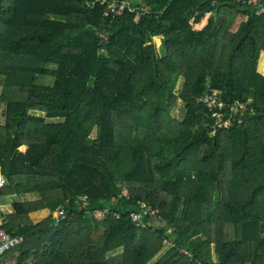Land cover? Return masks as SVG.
Returning a JSON list of instances; mask_svg holds the SVG:
<instances>
[{"label": "trees", "instance_id": "trees-1", "mask_svg": "<svg viewBox=\"0 0 264 264\" xmlns=\"http://www.w3.org/2000/svg\"><path fill=\"white\" fill-rule=\"evenodd\" d=\"M261 6L0 0V223L23 238L0 264H264ZM209 92L248 104L243 123L217 124ZM141 202L158 216L136 228Z\"/></svg>", "mask_w": 264, "mask_h": 264}, {"label": "built area", "instance_id": "built-area-1", "mask_svg": "<svg viewBox=\"0 0 264 264\" xmlns=\"http://www.w3.org/2000/svg\"><path fill=\"white\" fill-rule=\"evenodd\" d=\"M129 0H97L101 5H106L108 9V14L113 16H119L123 13L125 9H130L128 4ZM249 5L256 6L259 5L260 0H247ZM264 14V7L261 6L257 12V16ZM201 103L209 111L211 117L220 126L227 128L232 123L238 121L239 124L243 123L244 114L247 111L248 104L243 103L239 100H235L231 103H226L223 101L217 92H209L205 94L200 100ZM6 185V180L0 172V192L4 189ZM89 198L87 195L79 197L77 204L80 209H85L88 206ZM96 216L101 218L103 212L97 211ZM114 216L119 218L118 213H114ZM158 216V210L153 209L148 204L141 202L138 205L137 210L132 211L129 214V219L134 224L136 228L144 226V220L146 218H156ZM56 223L65 218V212L63 209L58 210L54 214ZM23 242L22 237L13 236L8 231H6L0 223V257L5 253L18 246ZM166 243V241H164Z\"/></svg>", "mask_w": 264, "mask_h": 264}, {"label": "rangeland", "instance_id": "rangeland-1", "mask_svg": "<svg viewBox=\"0 0 264 264\" xmlns=\"http://www.w3.org/2000/svg\"><path fill=\"white\" fill-rule=\"evenodd\" d=\"M135 0H129L128 1V4L130 5V8L132 9V5H133V2ZM242 20H245V18H243L242 16H232V19L229 18V24H230V29L232 32H235L240 23L242 22ZM205 24V21L201 24V27ZM154 42H155V45L156 47H159L160 45V39L159 38H155L154 39ZM259 71L264 75V53L261 57V60H260V64H259V67H258ZM36 83L37 84H42V85H49L50 84V79L49 78H37L36 79ZM179 87H177V91L179 90L180 88V83L178 84ZM3 91L4 89L2 87H0V95L3 94ZM5 106H1L0 108V125H3L5 123V119H4V116H3V110H4ZM173 116L178 119L179 118V110L178 109H175L174 110V113H173ZM20 151H23L24 148H19ZM13 198H9V197H6L4 198L3 200L0 201V211L3 212V213H7V214H11L12 212V202H13ZM11 212V213H10ZM44 212L42 213H37V214H34L32 215V218L35 220V221H38L42 218H45L48 213L45 211V214L43 215ZM97 217V216H96ZM98 218V217H97ZM101 218H103V216H101ZM101 218H98V219H101ZM163 244H164V247H163V251L160 255H162L165 250L167 248H169V243H164L163 241ZM158 258V257H157ZM156 258V259H157ZM6 264H13L12 261L8 260V262Z\"/></svg>", "mask_w": 264, "mask_h": 264}, {"label": "crops", "instance_id": "crops-1", "mask_svg": "<svg viewBox=\"0 0 264 264\" xmlns=\"http://www.w3.org/2000/svg\"><path fill=\"white\" fill-rule=\"evenodd\" d=\"M21 147H22V148H24V150H23V151H25V150H26V147H25V146H21ZM21 147H20V148H21ZM0 172H1V167H0ZM0 212H1V211H0ZM11 212H12V211H11ZM11 212H10V213H11ZM2 213H3V212H2ZM41 213H42V212H41ZM3 214H7V213H3ZM44 214H45V212L43 213V215H44Z\"/></svg>", "mask_w": 264, "mask_h": 264}]
</instances>
